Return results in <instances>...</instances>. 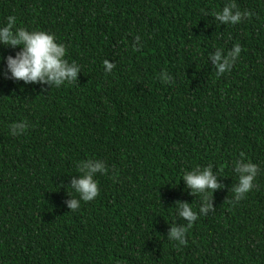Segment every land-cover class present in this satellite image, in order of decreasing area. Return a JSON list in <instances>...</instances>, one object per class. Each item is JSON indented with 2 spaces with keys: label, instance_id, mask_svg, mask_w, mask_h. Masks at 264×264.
Segmentation results:
<instances>
[{
  "label": "trees",
  "instance_id": "obj_1",
  "mask_svg": "<svg viewBox=\"0 0 264 264\" xmlns=\"http://www.w3.org/2000/svg\"><path fill=\"white\" fill-rule=\"evenodd\" d=\"M228 2L0 0V25L14 15L52 33L81 69L56 88L4 78L0 61V264H264V0H235L248 15L220 24ZM234 44L239 58L217 76L209 54ZM18 50L0 45V56ZM18 121L27 127L13 136ZM89 158L107 169L99 195L71 211ZM242 158L259 171L229 203ZM209 164L222 185L213 211L177 246L175 205L201 201L181 175Z\"/></svg>",
  "mask_w": 264,
  "mask_h": 264
},
{
  "label": "clouds",
  "instance_id": "obj_2",
  "mask_svg": "<svg viewBox=\"0 0 264 264\" xmlns=\"http://www.w3.org/2000/svg\"><path fill=\"white\" fill-rule=\"evenodd\" d=\"M248 13L241 12L237 7L235 0H229L222 10L214 13L215 20L220 24L235 25ZM139 36L135 37L139 41ZM0 45L11 48H19L15 54L0 56V61L5 63V69L2 73L4 78L13 81H24L27 83L49 84L51 87L59 88L64 84H71L76 81L77 73L81 72L80 66L75 62H69L66 57V46L58 43L55 36L44 30H28L24 27H17V18L9 15L6 23L0 25ZM242 49L239 44H234L231 49L225 51L217 48L209 54L215 66L217 76L229 72L239 58ZM104 71L110 73L115 67L114 62L105 59L103 61ZM162 82H170V76L167 72L161 71L158 77ZM27 127L25 121L13 122L9 125V132L13 136L22 135ZM79 175L71 181V189L77 194L67 200L68 209L75 211L80 207L81 201H92L99 195V188L95 175L105 173L106 166L102 160L86 159L77 165ZM233 171L236 174V183L232 187L234 199L229 203H238L254 187V181L257 177L259 166L251 160L244 158L233 162ZM217 174L212 171V165L209 164L203 168H194L182 173L181 178L185 185L194 195H200L201 201L197 210H194L192 204L187 202H177L175 205V216L186 220L179 226L174 224L170 226L168 239L175 241L177 246L186 245V233L192 227L198 216L207 215L213 211L211 204L212 192L214 189L222 187L217 182Z\"/></svg>",
  "mask_w": 264,
  "mask_h": 264
}]
</instances>
